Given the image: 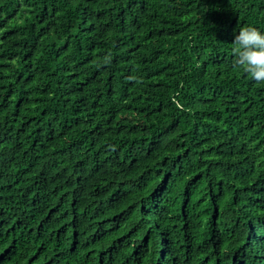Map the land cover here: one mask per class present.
Segmentation results:
<instances>
[{
  "label": "trees",
  "instance_id": "16d2710c",
  "mask_svg": "<svg viewBox=\"0 0 264 264\" xmlns=\"http://www.w3.org/2000/svg\"><path fill=\"white\" fill-rule=\"evenodd\" d=\"M264 0H0L3 264H264Z\"/></svg>",
  "mask_w": 264,
  "mask_h": 264
},
{
  "label": "clouds",
  "instance_id": "9594fccd",
  "mask_svg": "<svg viewBox=\"0 0 264 264\" xmlns=\"http://www.w3.org/2000/svg\"><path fill=\"white\" fill-rule=\"evenodd\" d=\"M233 66L256 83H264V34L250 26L241 27L231 44Z\"/></svg>",
  "mask_w": 264,
  "mask_h": 264
},
{
  "label": "snow or ice",
  "instance_id": "6c2138e0",
  "mask_svg": "<svg viewBox=\"0 0 264 264\" xmlns=\"http://www.w3.org/2000/svg\"><path fill=\"white\" fill-rule=\"evenodd\" d=\"M0 264H3V258L0 257Z\"/></svg>",
  "mask_w": 264,
  "mask_h": 264
}]
</instances>
